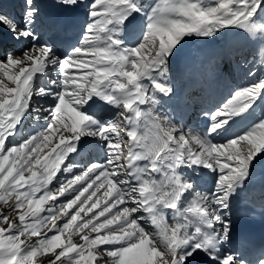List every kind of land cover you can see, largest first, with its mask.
<instances>
[{
  "label": "snow or ice",
  "instance_id": "6c2138e0",
  "mask_svg": "<svg viewBox=\"0 0 264 264\" xmlns=\"http://www.w3.org/2000/svg\"><path fill=\"white\" fill-rule=\"evenodd\" d=\"M50 7L0 12V264H264L233 219L264 215V0ZM234 74L189 124L178 81Z\"/></svg>",
  "mask_w": 264,
  "mask_h": 264
},
{
  "label": "rangeland",
  "instance_id": "374dc122",
  "mask_svg": "<svg viewBox=\"0 0 264 264\" xmlns=\"http://www.w3.org/2000/svg\"><path fill=\"white\" fill-rule=\"evenodd\" d=\"M9 86L11 87L12 85H9ZM10 206H11V202H10L9 206H5L3 204H0V212L7 213L9 211ZM14 216H15V213H12V216L10 217V219H12ZM49 235H51V233H49ZM39 259L41 261V264H47L49 258L47 256H44V257H40ZM104 259L107 260L108 258L105 256Z\"/></svg>",
  "mask_w": 264,
  "mask_h": 264
}]
</instances>
